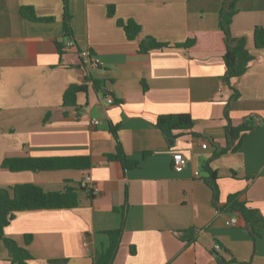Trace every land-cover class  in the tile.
Segmentation results:
<instances>
[{"label": "crops", "instance_id": "obj_1", "mask_svg": "<svg viewBox=\"0 0 264 264\" xmlns=\"http://www.w3.org/2000/svg\"><path fill=\"white\" fill-rule=\"evenodd\" d=\"M223 1L66 0L65 9L63 0H0V188L33 183L63 191L86 174L96 187L93 197L77 190L72 208L15 212L3 233L28 250L27 264H93L110 245L106 232L118 229L109 264H217L219 257L264 264V228L253 240L236 213L216 211L203 179L208 161L217 204L236 194L264 219V48L253 42L255 26L264 27V0L236 4L230 31L245 38L253 59L230 84L222 80ZM22 6L53 19L29 20ZM65 13L75 43L69 49L61 41ZM118 19L140 26L134 39ZM145 37L168 45L141 52ZM84 50L97 66L80 56ZM71 83L86 89L76 105L64 106ZM180 113L190 116L191 129L165 137L156 118ZM243 123L250 127L239 148L214 156L226 145V125ZM117 143L123 163L108 158ZM175 153L186 158L181 170L172 166ZM20 157L85 160L41 171L1 165ZM230 217L236 225L225 224ZM10 259L0 239V264Z\"/></svg>", "mask_w": 264, "mask_h": 264}, {"label": "trees", "instance_id": "obj_2", "mask_svg": "<svg viewBox=\"0 0 264 264\" xmlns=\"http://www.w3.org/2000/svg\"><path fill=\"white\" fill-rule=\"evenodd\" d=\"M238 0H224L218 13V24L221 32L223 33L224 40V54L223 61L225 65V71L222 75V80L227 84L231 83L233 78L241 76L247 69L249 62L252 61L253 56L245 48V38L236 37L231 34L230 24L233 14L236 11V4ZM66 9V0H63ZM21 15L29 20L33 21H51L52 17H38L33 11L31 6H22ZM108 15L113 14V8L108 7ZM68 15L65 13V20L63 24V36H71L70 28L68 26ZM119 26H121L125 32L127 39H134L139 33L140 26L133 20L123 21L117 20ZM253 42L256 48H264V27L255 26L253 30ZM187 42V44H189ZM167 43L157 42L150 37H145L139 43V50L146 52L153 48H162L167 46ZM176 46L179 44H175ZM86 85L84 83H71L63 92L62 105L71 106L76 105V96L80 91H84ZM237 91L234 90L233 97H237ZM155 126L162 132L165 137L174 138L183 132L190 130L192 127V120L188 114H164L159 115L156 118ZM249 125L246 123L238 126H232L227 124L225 127V147L220 150L219 153H215L214 156L226 152L236 151L245 132L249 129ZM111 131L116 137V128L111 126ZM109 159L119 160L125 162V157L117 143L116 153L108 155ZM85 160V157H79L71 160L65 158H51V157H20V158H6L2 161L3 168H7L11 171L29 170V171H41L57 169L64 166H77L81 165V161ZM77 162V163H76ZM137 162L131 163L136 166ZM130 165V163H127ZM202 171L204 175L205 183L212 190V202L216 211H227L236 213L243 221L244 227L248 230L253 240L261 236V231L264 228V219L258 209L249 206L244 201H240L236 194L229 195L224 204L218 205V187L216 183L217 173L209 166V162L206 161L202 164ZM85 190L80 186V183L76 187L67 186L63 191H44L40 186L33 183H19L9 186L7 188H0V239L3 241L5 247L10 253V262L16 264H27L26 261L31 258L30 253L25 247L19 246L13 239L4 236V227L9 224L13 219L15 212L34 209H59V208H72L77 206V190ZM90 197H93L94 192H88ZM110 237L109 247L101 253H97L93 257V264H109L112 255L117 247L120 230H109L106 232ZM25 244H28L31 235L26 234ZM220 263L217 264H231L237 262L233 257L228 259L224 257Z\"/></svg>", "mask_w": 264, "mask_h": 264}, {"label": "built area", "instance_id": "obj_3", "mask_svg": "<svg viewBox=\"0 0 264 264\" xmlns=\"http://www.w3.org/2000/svg\"><path fill=\"white\" fill-rule=\"evenodd\" d=\"M62 43H63V47L66 48V49H69V48H72L74 47L75 43H74V40L71 36H63L62 39H61ZM80 56L81 57H86V58H90V53L86 50L84 51H80L79 52ZM90 61H91V64H93L94 66H97L99 61L98 59L96 58H90ZM105 101L109 104V103H112L113 102V98L111 96H108ZM92 123L93 124H97L98 123V120L97 119H93L92 120ZM201 146L203 148L206 147V144L205 143H202ZM186 165V158L180 154V153H175L173 154L172 156V166L175 170H181L183 167H185ZM195 175H198V172H195ZM80 186L82 188H84L85 190H87L88 192L89 191H92V192H96V187L93 183V180L91 178L90 175L86 174L81 182H80ZM237 223V219L235 217H230L228 218L226 221H225V224L226 225H236ZM215 249L218 250V246L216 245L215 246ZM212 264V263H211Z\"/></svg>", "mask_w": 264, "mask_h": 264}, {"label": "water", "instance_id": "obj_4", "mask_svg": "<svg viewBox=\"0 0 264 264\" xmlns=\"http://www.w3.org/2000/svg\"><path fill=\"white\" fill-rule=\"evenodd\" d=\"M216 241V243H218L220 246H221V244L219 243V241H217V240H215ZM218 246V245H217ZM219 247V246H218ZM220 248V247H219ZM215 253L217 254L218 252H217V250H215ZM223 261V259L222 258H220L219 259V262L221 263ZM231 264H247V263H245V262H233V263H231Z\"/></svg>", "mask_w": 264, "mask_h": 264}]
</instances>
